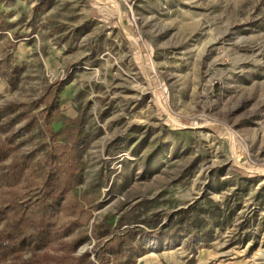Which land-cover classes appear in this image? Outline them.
I'll list each match as a JSON object with an SVG mask.
<instances>
[{
	"label": "rangeland",
	"instance_id": "1",
	"mask_svg": "<svg viewBox=\"0 0 264 264\" xmlns=\"http://www.w3.org/2000/svg\"><path fill=\"white\" fill-rule=\"evenodd\" d=\"M0 19V69L20 70L0 109L27 114L0 169L28 156L40 182L49 130L74 131L64 241L109 216L135 264H264V0H10Z\"/></svg>",
	"mask_w": 264,
	"mask_h": 264
},
{
	"label": "trees",
	"instance_id": "2",
	"mask_svg": "<svg viewBox=\"0 0 264 264\" xmlns=\"http://www.w3.org/2000/svg\"><path fill=\"white\" fill-rule=\"evenodd\" d=\"M10 0H0V4ZM12 25L0 19V35ZM2 61L0 60V65ZM10 73L0 75L6 79L11 88L16 87L17 76L20 70L8 67ZM21 107L15 103L7 104L0 109V121L5 120L0 126V133H8L13 125L26 119L27 114L11 116L14 110ZM53 108L47 106L43 115L50 118ZM71 122V121H70ZM73 130H49L50 143L46 146L47 152L37 167L43 178L40 182L32 180L27 186L22 184L26 170L32 158L23 156L13 157L9 165L0 169V261L11 259V264H135L137 258L144 254L140 242H133L132 231L116 235L115 227L109 222L107 216L101 223L93 224L90 234H78L70 241H64L79 227L78 222L69 221L58 223L59 212L62 208L70 210L76 208L66 201L70 190L80 183L75 172V164L71 159L73 147L78 144ZM67 135L63 152L58 153V138ZM11 137L0 139V163L4 162L11 154ZM34 185L35 187H33ZM4 189V190H2ZM63 240L54 251L48 248L57 240ZM94 241L92 252L86 250L76 254L77 249L85 243ZM29 249L31 256L27 261H22V253ZM92 254L94 260L91 259Z\"/></svg>",
	"mask_w": 264,
	"mask_h": 264
}]
</instances>
